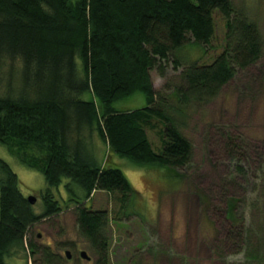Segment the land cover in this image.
<instances>
[{"label": "trees", "instance_id": "trees-1", "mask_svg": "<svg viewBox=\"0 0 264 264\" xmlns=\"http://www.w3.org/2000/svg\"><path fill=\"white\" fill-rule=\"evenodd\" d=\"M215 12L225 20L220 53L208 63L185 64L180 53L191 41L203 47L213 41ZM2 54L23 59L24 78L21 91L0 97V141L44 174L46 189L39 214L20 191L17 174L0 158V264L26 249L30 228L73 206L96 264H109L110 215L83 201L96 191L119 194L123 206L136 197L112 158L161 169L170 180L183 182L180 170L191 166L193 145L182 124L262 58L264 39L232 0H0ZM153 71L169 77L160 90ZM87 93L90 100L84 99ZM135 93L146 96L145 107L115 108V102ZM158 124L162 146L156 151L146 129ZM85 129L109 146L104 164L88 147ZM28 150L39 155L31 157ZM234 209L230 203L229 235L240 242L245 230L239 231ZM36 253L44 264L63 260L30 244V255Z\"/></svg>", "mask_w": 264, "mask_h": 264}, {"label": "rangeland", "instance_id": "rangeland-1", "mask_svg": "<svg viewBox=\"0 0 264 264\" xmlns=\"http://www.w3.org/2000/svg\"><path fill=\"white\" fill-rule=\"evenodd\" d=\"M232 1L258 25L264 39V0ZM214 18L213 41L206 47L191 41L180 53L185 64L199 60L208 63L220 53L225 20L218 12ZM174 75L170 70L169 77ZM151 77L155 90L169 79L156 71ZM23 78V59L2 54L0 97L21 91ZM90 98L85 94V100ZM146 104V96L135 93L114 106L134 110ZM161 128L158 124L146 129L156 151L162 146ZM181 131L193 145L191 166L180 170L186 176L183 182L170 180L161 169L141 167L114 156L116 166L138 192L136 197L123 206L119 194L96 191L83 201L85 207L106 210L110 215L109 264H264V54L256 64L240 70L215 100L192 113ZM83 132L97 163L104 164L109 159V146L96 134L90 136L88 129ZM28 155L39 153L33 150ZM0 158L17 174L22 194L37 199L35 210L42 213L44 174L24 164L1 141ZM64 184L60 190L66 198ZM230 203L235 205L239 231L241 227L245 230L240 242L229 235L233 220L228 216ZM75 209L73 206L30 228L26 249L6 257V264H44L39 253L30 255V244L59 255L63 259L59 264H96L78 230ZM83 250L91 261L81 257Z\"/></svg>", "mask_w": 264, "mask_h": 264}, {"label": "water", "instance_id": "water-1", "mask_svg": "<svg viewBox=\"0 0 264 264\" xmlns=\"http://www.w3.org/2000/svg\"><path fill=\"white\" fill-rule=\"evenodd\" d=\"M27 199L31 203V205H35V203L37 201V199L34 196H30ZM66 254L68 255L69 258H71V255H70V252L69 251H67ZM80 255H81V257L83 259H86L88 261H91L92 260V258L89 256V254H88L87 251H84V250L81 251V254Z\"/></svg>", "mask_w": 264, "mask_h": 264}]
</instances>
